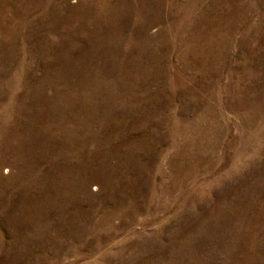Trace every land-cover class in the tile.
I'll return each instance as SVG.
<instances>
[{
    "label": "rangeland",
    "instance_id": "374dc122",
    "mask_svg": "<svg viewBox=\"0 0 264 264\" xmlns=\"http://www.w3.org/2000/svg\"><path fill=\"white\" fill-rule=\"evenodd\" d=\"M0 264H264V0H0Z\"/></svg>",
    "mask_w": 264,
    "mask_h": 264
}]
</instances>
